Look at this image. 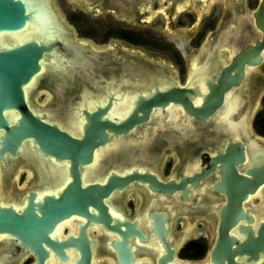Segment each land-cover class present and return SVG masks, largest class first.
<instances>
[{
	"label": "flooded vegetation",
	"instance_id": "af4514ba",
	"mask_svg": "<svg viewBox=\"0 0 264 264\" xmlns=\"http://www.w3.org/2000/svg\"><path fill=\"white\" fill-rule=\"evenodd\" d=\"M260 0H34L37 11L29 13L32 21L19 33L4 34L0 48L35 40L39 45H53L43 51L39 70L23 86L26 110L49 125L57 126L71 138L80 140L85 124L82 111L91 114L102 109L110 99L104 118L114 125L131 113L137 96L143 100L166 89L184 88L195 91L187 95L192 108L199 107L208 93L205 82L216 78L231 58L246 46L254 47L262 32L254 25L251 13ZM23 33L21 40L12 37ZM35 35V37H33ZM256 65H242V77L237 86L222 92L221 104L201 121L187 114L178 103L168 102L162 109L151 107L147 120L134 124L126 136L103 130L107 142L91 152V162L77 165L79 188L104 185L111 174L123 178L132 171L152 175L164 184L182 176L193 177L208 168V160L223 154L228 143H240L241 163L233 168L236 175L249 169L246 163L256 156L264 157V49L258 53ZM11 114V115H10ZM9 115H17L16 111ZM8 115V116H9ZM31 140L22 143L15 158L6 157L0 163V202L14 208H24L29 193L35 202L43 196L61 192L71 177L70 160L38 151ZM216 167L198 180L182 199L180 190L166 195L151 190L147 182L129 181L123 188H113L101 198L114 221H135L133 228L145 237L132 235L126 240L131 264H156L165 253L162 243L147 228L152 220L148 213L164 214L163 238L172 257L165 264H210L219 206L225 197L210 189L220 181ZM244 219L227 231L238 242L233 230L241 223L249 226L256 237L259 223H264V184L240 202ZM89 214L97 212L87 206ZM78 223L85 219L70 215L59 222L53 238L77 237ZM123 231L122 226L118 227ZM84 234L93 244L90 264H120L111 247L120 241L116 232L107 231L99 223L89 222ZM16 239L0 237V264H37L35 256ZM234 248L231 245L230 249ZM69 260L74 264L78 252L70 247ZM44 264H63L49 253ZM245 255L233 256L236 258ZM253 261L254 264H260ZM245 264L244 262H237Z\"/></svg>",
	"mask_w": 264,
	"mask_h": 264
},
{
	"label": "water",
	"instance_id": "95a60500",
	"mask_svg": "<svg viewBox=\"0 0 264 264\" xmlns=\"http://www.w3.org/2000/svg\"><path fill=\"white\" fill-rule=\"evenodd\" d=\"M34 0H0V36L4 34H14L22 31L31 18L29 13L37 11ZM254 18V25L262 32V39L256 42L254 47L246 46L241 53L231 58V63L220 70L216 78V85L211 84V80H206L205 85L208 93L203 97L199 107L192 108V105L186 100L187 95L195 96V91L191 89L168 88L164 92L156 90L150 97L143 100L142 96H137L134 101V108L126 118L117 125L106 120L99 121V117L104 115L110 106V99L102 109L96 108L95 112L88 114L82 111L85 124L82 128V137L80 140L71 138L66 132L61 131L57 126L49 125L35 117L26 110L23 102V86L38 70V63L43 51H48L53 45L46 47L39 45L35 40L24 43H17L11 47L0 48V163H3L6 157L15 158L22 143L31 140L38 151L48 156L55 157L56 161L70 160L68 175L71 182L65 185V188L53 196H43L41 203L35 202L33 193H29L24 208H14L0 202V237H10L16 239L14 246H22L29 253L35 256L37 264H44L52 253L59 262L66 263L69 260L67 250L72 247L78 252V259H74V264H90L91 252L89 246L93 241H89L84 234L85 226L91 223H99L107 231L116 232L120 241H113L111 247L116 252V258L120 264H131L132 258L129 248H125L126 240L132 235L139 240L144 241L145 237L133 228L135 221L131 224L124 221L119 223L113 219L114 225L108 226L110 218L106 214V207L102 205L101 198H105L113 189H121L129 181L139 183L147 182L151 190H159L164 195L175 190H180L182 199L190 191L185 189V184L189 183L192 188L197 186L198 180L209 174L215 167L220 174V181H216L210 189L217 190L225 197L224 205L219 206L218 222L215 229V239L213 247L209 250L210 264H254L264 257V223H259L256 230V237H252L249 226L240 224L233 230L234 235L242 242H238L234 237L227 236V231L237 222L242 220L246 223L252 221L251 217L246 215L247 210L240 208V202L247 194L251 195L257 188L264 184V157L256 156L246 163L249 169L244 170V174L236 175L233 165L241 163L242 147L240 143H228L224 148L223 154L218 153L215 157L208 160V168L201 169L199 174L193 177L181 176L178 184L174 181H168L164 184L157 182L152 175L143 173L141 175L132 171L130 175L123 178L113 174L108 176L104 185H87L84 189L79 188V171L77 165H85L91 162V152L97 145L107 142V134L103 130L111 131L113 135L125 133L134 124L143 123L147 120L151 107H160L161 109L171 102L178 103L182 109L193 116L194 119L201 121L205 116L210 115L222 101V92H225L230 86H237L242 77V65H256L260 62L258 53L261 48L264 49V0H260L257 9L251 13ZM113 100V99H112ZM114 101V100H113ZM16 111L17 115L12 117L9 112ZM9 115V116H8ZM87 206H90L97 212V215L89 214ZM70 215L82 217L85 223H78L77 237L73 239L68 236L65 239L53 238L52 234L56 225L69 218ZM151 227L147 228L155 235L165 253L156 259V264H165L172 257V250L168 249L170 244L163 240L165 230L163 228L164 214L148 213ZM124 227L120 231L118 227ZM231 245L234 248H231ZM245 255L248 257L236 258V263L232 260L233 256ZM260 264H264V259Z\"/></svg>",
	"mask_w": 264,
	"mask_h": 264
},
{
	"label": "bare ground",
	"instance_id": "6f19581e",
	"mask_svg": "<svg viewBox=\"0 0 264 264\" xmlns=\"http://www.w3.org/2000/svg\"><path fill=\"white\" fill-rule=\"evenodd\" d=\"M31 21H32V18H31V20H30V22H29V25H30ZM23 36H24L23 33H21V34H18V35H16V36H13L12 38H13L14 40L18 41V40H21V39L23 38ZM33 37H35V35H34ZM0 39H1V40L4 39V38H3V35L0 36Z\"/></svg>",
	"mask_w": 264,
	"mask_h": 264
}]
</instances>
